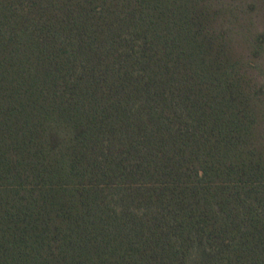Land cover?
I'll return each mask as SVG.
<instances>
[{"label": "trees", "instance_id": "1", "mask_svg": "<svg viewBox=\"0 0 264 264\" xmlns=\"http://www.w3.org/2000/svg\"><path fill=\"white\" fill-rule=\"evenodd\" d=\"M220 0H0V264H264V85Z\"/></svg>", "mask_w": 264, "mask_h": 264}, {"label": "rangeland", "instance_id": "2", "mask_svg": "<svg viewBox=\"0 0 264 264\" xmlns=\"http://www.w3.org/2000/svg\"><path fill=\"white\" fill-rule=\"evenodd\" d=\"M220 4L234 54L251 65L249 73L256 84L264 85V0H220ZM257 114L264 128V96Z\"/></svg>", "mask_w": 264, "mask_h": 264}]
</instances>
